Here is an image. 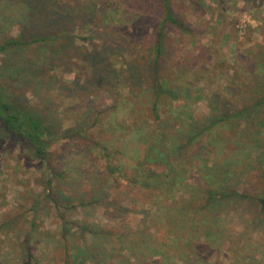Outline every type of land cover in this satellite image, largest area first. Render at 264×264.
<instances>
[{
    "label": "trees",
    "instance_id": "1",
    "mask_svg": "<svg viewBox=\"0 0 264 264\" xmlns=\"http://www.w3.org/2000/svg\"><path fill=\"white\" fill-rule=\"evenodd\" d=\"M181 1L187 10L206 4ZM225 3L216 0L213 22L216 17L224 25ZM191 30L172 0H0L7 70L38 71V90L60 86L69 98L57 123L12 98L0 81V126L28 149V158L48 165L52 181L51 147L88 136L102 122L94 145L106 163L93 191L104 203L111 186L147 199L143 216L128 229L123 220L103 231L79 227L91 247L118 233L109 244L113 254L122 248L118 264H214L226 232L218 225L222 209L230 215L237 209L249 226L264 225V167L257 183L246 179L250 161L264 160V65L225 70L227 64L212 60L214 46L196 41ZM177 46L186 52L177 53ZM32 51L35 59H26ZM84 98L87 109L75 115ZM199 102L208 114L196 109ZM52 199L59 208L68 205L64 196ZM112 205L116 215L131 214L125 203ZM247 214L253 220H244ZM67 225L62 237L68 241L74 228ZM23 252L20 264H35L30 247ZM81 259L78 264H92Z\"/></svg>",
    "mask_w": 264,
    "mask_h": 264
},
{
    "label": "rangeland",
    "instance_id": "2",
    "mask_svg": "<svg viewBox=\"0 0 264 264\" xmlns=\"http://www.w3.org/2000/svg\"><path fill=\"white\" fill-rule=\"evenodd\" d=\"M172 2L185 12L186 22H190L196 41L201 40L214 46L217 56L212 60L220 66L227 64L228 68L225 70L231 67L238 70L246 64L253 71L256 66L264 65V0H226L224 25L219 23L220 20L215 16L214 22L212 21V14L218 12L214 10L216 0H206V4L201 3L200 8L191 7L190 10L184 7V1ZM216 22L219 23L218 27H215V24H218ZM100 26L99 24V30L103 31V27ZM9 34L17 35V29L13 28ZM170 36L173 37L172 34ZM181 47L177 46V53L186 52L187 49H180ZM31 53L33 56L25 54L26 59L28 56L32 60L35 59V52ZM4 60L5 57L1 54L0 81L3 82L8 94L41 115L47 114L50 121L57 122L56 119L61 117L59 112L69 100L65 91L61 90L60 86L53 87L50 84L38 90L36 85L42 82L43 75L38 76L39 72L34 70L23 75L14 74L7 70L9 66L4 64ZM41 62L39 59L40 64ZM62 81L68 86L65 79ZM84 102L85 98L80 102V106L74 108L75 115L87 109L83 106ZM205 104L199 102L196 108L202 114H208ZM48 106L53 110L51 116L46 109ZM100 127L102 122L95 130H100ZM95 130H91L88 136L86 133L76 135L72 141L60 140L51 147L49 166L51 165L55 173L51 181L52 173L48 165L37 159L28 158V149L14 137H10L3 126H0V225L8 222L10 218H15L14 222L3 225L0 229V262L22 263L27 259L24 257L23 248L28 246L32 250L35 264H78L82 262L81 258L89 260L92 264L104 262L118 264L122 248L117 246V251L113 254L109 245L110 242L114 244L118 233L109 235L107 238L110 241L101 236L104 238L102 242L91 247L92 238L79 227L83 226L84 229L93 227L103 231L105 226L115 227L123 220L124 226L128 229L131 221L143 216L142 212L145 210L143 203L147 199L141 202L134 199L135 191L132 189L123 186L119 190L116 186H111L110 199L104 203L99 197L98 190L97 193L96 190L93 191L94 188L98 189L101 179L104 178L98 173L106 163L100 156L99 145H94ZM250 162L246 179L256 182L259 176H263L258 167H264V160L258 159L255 162L252 159ZM66 165L71 168L65 170ZM93 194L94 200L91 199ZM56 196L61 198L64 196L68 205L60 208L56 206L52 199ZM89 201L93 202L86 205ZM115 202L120 205L125 203V208H128L131 214L124 216L114 214L112 204ZM235 211L232 210L230 215L227 209H222L220 213L218 225L226 229V232L223 233L222 243L214 250L211 262L263 264L264 225L249 226L241 222ZM243 218L253 220L248 214ZM69 222L73 224L71 228L74 230L70 229L67 232V241L62 237L64 233L62 230L68 228ZM76 223L78 226L74 227ZM136 223L137 221L134 224ZM241 243L243 245H240ZM111 256L114 258H110Z\"/></svg>",
    "mask_w": 264,
    "mask_h": 264
}]
</instances>
